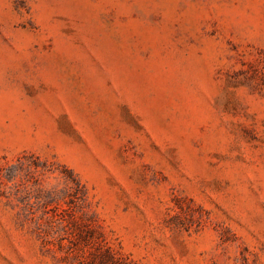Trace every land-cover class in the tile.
<instances>
[{"label": "rangeland", "instance_id": "1", "mask_svg": "<svg viewBox=\"0 0 264 264\" xmlns=\"http://www.w3.org/2000/svg\"><path fill=\"white\" fill-rule=\"evenodd\" d=\"M0 264H264V0H0Z\"/></svg>", "mask_w": 264, "mask_h": 264}]
</instances>
